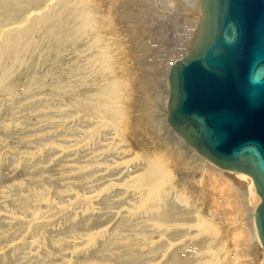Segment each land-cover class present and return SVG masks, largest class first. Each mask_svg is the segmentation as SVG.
I'll list each match as a JSON object with an SVG mask.
<instances>
[{
    "label": "bare ground",
    "instance_id": "bare-ground-1",
    "mask_svg": "<svg viewBox=\"0 0 264 264\" xmlns=\"http://www.w3.org/2000/svg\"><path fill=\"white\" fill-rule=\"evenodd\" d=\"M186 1L190 33L172 31L180 55L164 59L168 81L202 18L199 0ZM84 6L0 0V264H226L228 252L216 255L212 229L174 178L121 145L120 89L100 64L96 29L76 19ZM152 50L147 67L158 71ZM234 173L251 200L249 255L263 264L260 197L248 174Z\"/></svg>",
    "mask_w": 264,
    "mask_h": 264
},
{
    "label": "rangeland",
    "instance_id": "rangeland-1",
    "mask_svg": "<svg viewBox=\"0 0 264 264\" xmlns=\"http://www.w3.org/2000/svg\"><path fill=\"white\" fill-rule=\"evenodd\" d=\"M155 1L83 0L84 9L77 14L76 19L87 18L88 31L96 29L98 59L101 65L111 66L120 89L113 129L126 150L157 160L174 178L181 196L212 229L221 247L216 255L225 249L226 264H256L253 254L249 255L251 200L242 180L198 154L167 122L170 84L164 76L166 62L158 54L170 59L178 49L172 34L179 30L187 40L190 26L183 16L186 0ZM154 42L158 47L151 45ZM145 47H151L161 62L158 71L148 69L152 56L145 54Z\"/></svg>",
    "mask_w": 264,
    "mask_h": 264
},
{
    "label": "water",
    "instance_id": "water-1",
    "mask_svg": "<svg viewBox=\"0 0 264 264\" xmlns=\"http://www.w3.org/2000/svg\"><path fill=\"white\" fill-rule=\"evenodd\" d=\"M190 55L169 72L168 123L218 167L248 174L264 264V0H199Z\"/></svg>",
    "mask_w": 264,
    "mask_h": 264
},
{
    "label": "built area",
    "instance_id": "built-area-1",
    "mask_svg": "<svg viewBox=\"0 0 264 264\" xmlns=\"http://www.w3.org/2000/svg\"><path fill=\"white\" fill-rule=\"evenodd\" d=\"M151 45L153 46V47H158V45L156 44V42H154V43H151ZM177 51H175L174 53H173V56H175L176 58L178 57V55H180V53H178ZM159 58L161 59V60H163V59H165V57H164V55L161 53V52H159ZM171 66H172V64H170Z\"/></svg>",
    "mask_w": 264,
    "mask_h": 264
}]
</instances>
